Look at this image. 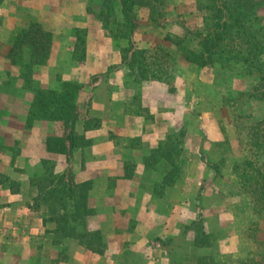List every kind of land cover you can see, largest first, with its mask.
<instances>
[{"label": "rangeland", "instance_id": "1", "mask_svg": "<svg viewBox=\"0 0 264 264\" xmlns=\"http://www.w3.org/2000/svg\"><path fill=\"white\" fill-rule=\"evenodd\" d=\"M260 9L264 0H4L0 186L4 201L7 191L17 195L42 228L35 232L30 217L0 221V264H264V211L255 210L237 171L251 147L264 142L258 79L238 64L210 68L189 62L180 50L188 44L200 51L197 39L210 33L213 17L256 23ZM33 25L51 39L41 65L31 64L27 45L11 55L21 31ZM32 34L46 40L38 31ZM159 48L169 56L168 69L161 71L153 64ZM68 81L85 85L74 101L82 104L75 128L91 145L75 149L71 163L65 155L52 161L62 171L71 167L77 182H91L93 225L108 244L103 257L78 251L72 240L55 245L56 224L47 221L45 207H31L38 188L30 179L47 156L45 140L64 130L60 121L29 124L35 90L61 92ZM86 115L100 127L86 132ZM181 129L186 137L175 138L181 144L174 143L172 152L167 138ZM160 147L165 155L145 162ZM118 177L124 180L117 186ZM129 188L135 197L120 202L127 213L112 216L109 210ZM142 206L144 216L137 214ZM201 219L208 246L197 249L192 243L200 228L186 226ZM142 220L151 224L141 233H113Z\"/></svg>", "mask_w": 264, "mask_h": 264}, {"label": "trees", "instance_id": "2", "mask_svg": "<svg viewBox=\"0 0 264 264\" xmlns=\"http://www.w3.org/2000/svg\"><path fill=\"white\" fill-rule=\"evenodd\" d=\"M3 1L0 0V4ZM240 10V13L244 16V8ZM261 11L263 12L264 9H260L259 14L253 17L256 23L243 21V19L240 21L238 17H232L233 21H224V23L222 21L221 23V20L217 21V16L213 17L210 33L197 39V47H201L200 51L188 44L185 46L181 45L180 50L184 59L210 68L215 65L224 68L226 65L238 64L248 75L258 79L256 91L259 95H264L262 94L264 93V24L262 23L264 18L262 19L260 15ZM124 12L127 13L126 9H124ZM204 23L209 25V21H204ZM249 29L250 32H248ZM36 31L46 40L40 42L37 39H33L31 37L33 35L32 32L35 34ZM48 37L49 34L41 31L38 25L23 29L11 48V55L15 49H21L27 45L30 49L29 59L31 64H44L50 52L49 43H51V39ZM181 41L183 42V40ZM190 42H193V40ZM157 52L158 55L156 57L158 59L153 58V64L160 71L163 68L168 69L164 65L167 58H169L168 54L162 48H159ZM96 80L97 78H95ZM159 82L163 83L162 80H159ZM62 87L61 92L35 90L31 105L29 124L38 120H54L63 123L64 127L62 135L49 137L45 140V154L47 156L41 157L37 171L31 175L30 179V182L38 188V195L34 198L31 207L33 209L45 207L47 214H49L47 221L56 224V228L51 231V234L55 236V245L62 244L63 240H72L83 246L87 251L103 256L108 250V244L102 229L93 225L92 219L95 217V211L89 206V187L87 189V185H90L91 182L89 180L77 182L71 167L62 171V168L58 167L55 161H52L55 160L53 159L55 157L52 156L65 155L68 162L71 163V155L75 149H85L91 145L90 140L86 139L85 135L78 134L75 128V123L81 117L80 109L82 104H76L74 101L79 98V94L85 88V85L68 81L63 83ZM253 95L256 96V93ZM86 104L88 105V102ZM84 118V129L86 132L100 127L97 119L88 115ZM186 134V130L181 129L178 134L167 138L166 144L172 152H177L174 143L179 146L181 144L176 142L175 138L177 136L186 137ZM260 136L264 139V124L262 135ZM253 146L256 150L251 147L249 150L250 157H247L237 167V171L242 188L250 195L255 210L262 212L264 211V142H259ZM153 153L155 154L146 157L145 162L157 159L156 156L160 158V155H165L163 147ZM195 227L200 228V235L193 240V246L197 249L208 246L204 220L201 219L191 226H186V229L194 230ZM202 238H205V242L202 241L200 243L199 240ZM173 264L180 263L175 262Z\"/></svg>", "mask_w": 264, "mask_h": 264}, {"label": "crops", "instance_id": "3", "mask_svg": "<svg viewBox=\"0 0 264 264\" xmlns=\"http://www.w3.org/2000/svg\"><path fill=\"white\" fill-rule=\"evenodd\" d=\"M90 114L95 116L93 114L92 110L90 111ZM123 180H124L123 178L118 177L117 186L120 185V183ZM129 185L132 187V185H134V183L131 181L129 183ZM4 192H5L4 189L0 186V221L21 222L23 219L30 217L35 224V232L36 231H37V233L41 232L42 223L39 219H35L36 215L33 212H31L28 208H24V207L20 206L18 203V196L11 194L9 191H7L8 192L7 193V200L4 201V198H6V193H4ZM134 194H135V189H133V188H129V191L126 194H121L120 197L118 199H116V203H119L120 205H116L115 208L112 207L109 210L111 215L112 216L117 215L118 218H121L122 215H124V213H127L125 211L126 207H122L121 203L126 202V200L132 201L131 199H133L135 197ZM127 208H128V211H133L132 206H129ZM145 212H146V207L142 206V208H140V210H138L137 214L138 215L141 214L144 216ZM128 216H129V214H128ZM149 224H151V223H150V221H147V220H142L141 222L136 221L134 223V225H131V222H130V225H126L125 227L124 226L121 227V225H120L118 228H116L114 230L113 233H119V234H124V235H131V234L136 235L139 232L141 233L143 228L144 229L147 228V226H149ZM144 240H146V239L145 238L142 239L141 242L142 241L144 242ZM75 244H77V246H78V251L89 252L83 246L79 245L78 243H75ZM136 244H138V241L136 242ZM94 255H97V254H94ZM98 256L103 257L104 255L103 256L98 255Z\"/></svg>", "mask_w": 264, "mask_h": 264}]
</instances>
